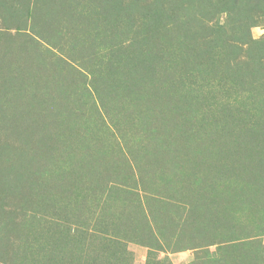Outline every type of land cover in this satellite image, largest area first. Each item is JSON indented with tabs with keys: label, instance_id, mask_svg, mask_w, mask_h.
Wrapping results in <instances>:
<instances>
[{
	"label": "rangeland",
	"instance_id": "obj_1",
	"mask_svg": "<svg viewBox=\"0 0 264 264\" xmlns=\"http://www.w3.org/2000/svg\"><path fill=\"white\" fill-rule=\"evenodd\" d=\"M0 264H264V0H0Z\"/></svg>",
	"mask_w": 264,
	"mask_h": 264
}]
</instances>
